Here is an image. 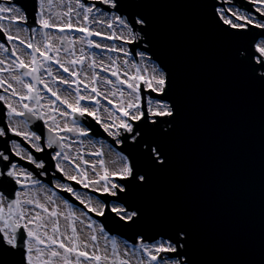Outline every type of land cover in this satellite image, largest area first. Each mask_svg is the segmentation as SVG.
<instances>
[{"label":"snow or ice","instance_id":"obj_1","mask_svg":"<svg viewBox=\"0 0 264 264\" xmlns=\"http://www.w3.org/2000/svg\"><path fill=\"white\" fill-rule=\"evenodd\" d=\"M246 2L250 8L231 0H56L55 7L66 10L53 11L54 0H32L38 28L25 27L28 0L0 3V33L9 44L18 41L11 50L0 43L14 57L0 67V74L9 73L0 75L6 93L0 94V264H264V237L254 260L209 259L195 221L171 211L155 192L158 179L173 170V145L185 122L181 78L167 60L178 39L223 50V72L264 98V0ZM168 8L186 15L166 19L160 10ZM91 49L119 55L105 64ZM60 85L66 86L64 95ZM77 117H90L116 145L127 143L132 150L107 161L103 145L89 153L94 161L70 156L71 135H89ZM34 153L48 157L47 166ZM48 168H54L55 189L83 209L68 199L58 202L57 193L42 184L37 176L47 175ZM57 173L99 195H82ZM89 213L134 230L131 243L121 246Z\"/></svg>","mask_w":264,"mask_h":264},{"label":"water","instance_id":"obj_2","mask_svg":"<svg viewBox=\"0 0 264 264\" xmlns=\"http://www.w3.org/2000/svg\"><path fill=\"white\" fill-rule=\"evenodd\" d=\"M31 2L28 0L29 20L33 21ZM231 3L251 7L246 0ZM160 15L180 20L186 12L168 8L160 10ZM225 55L223 50L190 39H178L173 46L167 60L181 78L185 122L173 145V170L158 179L155 192L169 203L171 211L195 221L209 259L236 262L256 259L264 237V98L258 89L246 88L240 78L223 72ZM91 132L96 138L112 139L100 125L94 124ZM117 148L125 154L132 150L127 143ZM34 154L44 158L47 166L48 157ZM20 163L29 170L34 168ZM51 171L54 168H48L46 177L37 178L53 186ZM101 220L110 234L132 241L134 230L120 227L111 218Z\"/></svg>","mask_w":264,"mask_h":264},{"label":"rangeland","instance_id":"obj_3","mask_svg":"<svg viewBox=\"0 0 264 264\" xmlns=\"http://www.w3.org/2000/svg\"><path fill=\"white\" fill-rule=\"evenodd\" d=\"M89 2V1H88ZM89 3H93L92 1L91 2H89ZM227 6H229V5H226L225 7H227ZM96 7H99V8H101V6H96ZM102 9V8H101ZM65 10V9H64ZM63 10V11H64ZM103 10V9H102ZM49 31H51V30H49ZM52 31H54V30H52ZM96 40H98L99 42H101V41H105V40H100V37H99V39H96ZM13 42H16V41H13ZM105 42H107V41H105ZM112 43H116L117 45H119L120 44V42L119 41H115V42H113V41H111ZM86 47V46H85ZM100 50V49H99ZM86 51H87V49H86ZM0 52L1 53H3V50H0ZM97 53H98V50L96 51ZM99 53H102V52H99ZM4 54V53H3ZM109 56H111V57H114V55L116 54V53H110V52H108L107 53ZM62 55H63V53H62ZM121 58H123L122 56H121ZM135 58V57H134ZM136 59V58H135ZM137 59H138V57H137ZM118 63H120V61L118 62ZM85 67H86V65H85ZM103 74V75H102ZM101 75L102 76H108L109 75V73H101ZM123 78V77H122ZM112 79L113 80H115V78L114 77H112ZM97 86H100V87H103L104 85H102V84H98ZM111 99H113V103L114 104H116V103H118V97H116V98H112V97H110ZM99 99L101 100V104H103V105H107V101H105L102 97H99ZM108 107H111L110 105L108 106ZM101 112H103V109H101ZM117 114H119V113H117ZM104 115H107V114H104ZM69 119V118H68ZM70 120V119H69ZM101 127V126H100ZM102 128V127H101ZM103 129V128H102ZM62 135H63V133H62ZM19 141V140H18ZM72 141H75V143H73L72 144V146H76V148H77V144L82 148V149H84V147L86 146L84 143L86 142V140H82L81 138H79L78 136H76V135H71V137H70V143L72 142ZM80 141H83V143L81 144L80 143ZM90 141H91V143H90ZM87 142H89V147H90V149L92 150V152L93 151H95V150H97V149H101V147H102V145H103V151L105 152V155H104V159L107 161V160H109L108 159V155H107V152L106 151H108V150H113L115 153L116 152H118L117 151V149L113 146V144L112 143H110L108 140H106V139H104L102 136H99V138L98 139H94V138H92V139H89ZM23 146V145H22ZM78 154H80V155H82V153H78ZM77 153H76V155H78ZM83 156L85 157V158H87V159H89L90 161H94L96 158L95 157H93V156H90L89 154H87V153H83ZM52 172L53 171H51L50 173L52 174ZM43 177H46V175H44ZM54 177H53V179H52V184H53V186L52 185H50V184H47V183H45V182H42V184L44 185V186H46V187H48V188H52L56 193H57V197H54L55 199H57L58 200V202L61 200V199H65L64 198V196H63V194L62 193H60V191L59 190H57V189H55V187H54ZM61 180V182H63V180L62 179H60ZM64 182H68V181H64ZM68 183H70V182H68ZM73 186V185H72ZM37 187H39V186H37ZM77 191H79V192H81V194L83 195V194H91V195H93L94 197H97L98 195L97 194H95V193H91L90 191H88L87 189H84V188H75ZM41 196H43L44 194L43 193H41L40 194ZM70 202V201H69ZM71 203V202H70ZM73 204V203H72ZM74 205V204H73ZM63 207V205L61 204V208ZM75 209H77V210H80L81 208H77V207H75V206H73ZM86 211V210H85ZM89 215L90 216H92V218L94 219V217H93V215H91L90 213H89ZM65 224V222H64V220H63V218H61V226L63 227V225ZM81 227V225L79 224V222H77V228L79 229ZM116 237V239L118 240V242L121 244V246H123L124 245V243H125V239L124 238H120V237H118V236H115ZM121 241H123V242H121ZM101 243L103 244L104 242L103 241H101ZM130 244V243H129Z\"/></svg>","mask_w":264,"mask_h":264},{"label":"flooded vegetation","instance_id":"obj_4","mask_svg":"<svg viewBox=\"0 0 264 264\" xmlns=\"http://www.w3.org/2000/svg\"><path fill=\"white\" fill-rule=\"evenodd\" d=\"M62 10H64V9H62ZM65 10H66V9H65ZM35 27L38 28L39 26L37 25V26H35ZM49 30H51V29H49ZM49 30H47V31H49ZM51 31H52V30H51ZM28 35L30 36L31 33L29 32ZM72 35H74V36H80V35H82V34H81V33H73ZM36 37H37V39H38V38L40 39V36H39V35H37ZM93 39L96 40V39H99V37H93ZM100 40H102V39L100 38ZM96 41H98V40H96ZM0 43H3V42L0 41ZM7 43H8V42H7ZM13 43H14V44H17L18 42H12L11 44L8 43L10 50H11V48H12ZM3 44H4V43H3ZM5 47H6V45H5ZM21 47H23V46H21ZM79 47H80V45L78 44V45H77V53H78ZM97 50H98V53L96 52ZM87 51H88V50H87ZM90 51L93 52V53H95V54L97 55L98 58H99V56L104 55L105 53H108L106 50H101V49H100V50H99V49H91ZM99 52H102V53H99ZM10 58H11V59H14V57H10V54H9V53H4V54H3V53L0 52V59H3V60L5 61V64H4V65H0V67H6L7 64L10 62ZM85 69H86V67H85ZM97 71H100V69L98 68ZM0 75H2L3 77H8V76H9V73L5 72V73L0 74ZM89 75H90V72H89ZM102 75H103V74H102ZM26 79H27V78H26ZM59 87H60L61 95H64V90H65L66 86H65V85H60ZM81 87H82V86H81ZM98 87L100 88V90L102 89V91L105 90V86H103L102 88H101L100 86H98ZM0 94H5V95H6V93H3V89H0ZM98 99H99V97H98ZM89 118H90V117H89ZM89 118L83 119V118H79V117H77L76 119L79 121V123H80L81 126L87 128V126L84 125V124H85L86 121L89 120ZM19 119H23V117H21V118H19ZM58 119H59V118H58ZM69 119L71 120L72 117H69ZM61 123H63V121H61ZM33 124H36V121H33ZM89 133H91V130H90V129H89ZM61 135H62V133H61ZM78 137H79V138H86V139H92V138H93V137L90 136V135L85 136V137H80V136H78ZM73 204H74L73 206H75V207H77V208H81V209H83V206L80 205L79 202L76 201V202L73 203ZM94 218L97 219L96 217H94ZM97 220H98V219H97ZM98 222H99V221H98Z\"/></svg>","mask_w":264,"mask_h":264},{"label":"bare ground","instance_id":"obj_5","mask_svg":"<svg viewBox=\"0 0 264 264\" xmlns=\"http://www.w3.org/2000/svg\"><path fill=\"white\" fill-rule=\"evenodd\" d=\"M88 2V1H87ZM90 2V1H89ZM88 2V3H89ZM55 4H56V0H54V8H53V11H63L62 9H64V8H58V7H55ZM103 10H106V9H104V8H102ZM99 15V14H98ZM93 27H96L95 25H93ZM98 30H103L102 28L101 29H98ZM36 39H37V37H36ZM37 40H39V38L37 39ZM16 42H18V41H16ZM97 42H99V41H97ZM100 43H102V44H112V42L111 41H107V42H105V41H101ZM14 44V43H13ZM18 44V43H17ZM21 47V46H20ZM119 54H115L114 55V59L115 58H117V56H118ZM108 57H109V55L107 54V53H105L104 55H101V56H99V58L97 57V59H98V61L99 60H103L104 61V63L105 64H110L111 63V61L108 59ZM120 59H122L121 57H120ZM120 60H117V62H119ZM102 88V87H101ZM101 91H102V89H101ZM105 118H106V115H105ZM82 140H86V142L84 143L86 146L84 147V149H82L78 144H77V148H76V146H72V148H71V150H70V152H69V155L70 156H76V153H77V149L79 148L80 149V152L79 153H82V155H83V153L85 154V153H87V154H89L90 152H92V150L90 149V147H89V142H87L89 139H86V138H81ZM107 152V155H108V159L109 160H111V159H113L114 157H115V152L111 149V150H108V151H106ZM78 154V153H77ZM85 158V157H84ZM85 159H87V158H85ZM87 160H89V159H87ZM61 179V178H60ZM121 242H123V241H121Z\"/></svg>","mask_w":264,"mask_h":264}]
</instances>
